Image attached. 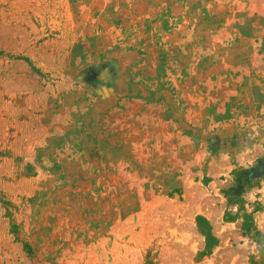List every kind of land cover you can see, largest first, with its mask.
Returning <instances> with one entry per match:
<instances>
[{
  "label": "rangeland",
  "instance_id": "1",
  "mask_svg": "<svg viewBox=\"0 0 264 264\" xmlns=\"http://www.w3.org/2000/svg\"><path fill=\"white\" fill-rule=\"evenodd\" d=\"M262 251L264 0H0V264Z\"/></svg>",
  "mask_w": 264,
  "mask_h": 264
},
{
  "label": "crops",
  "instance_id": "2",
  "mask_svg": "<svg viewBox=\"0 0 264 264\" xmlns=\"http://www.w3.org/2000/svg\"><path fill=\"white\" fill-rule=\"evenodd\" d=\"M205 216L206 215H197L196 218H195V221H196V224H197L199 230L202 227V225H205V224L209 225V221L207 219L208 217L207 216L205 217ZM211 223L212 222H210V225H211ZM203 230H200V231L205 236V246H204V248L206 249V252L208 253V251H210V248L214 247V246H212L213 244L210 241V240H212V235L210 233L206 234ZM202 254L206 255L205 252H203Z\"/></svg>",
  "mask_w": 264,
  "mask_h": 264
},
{
  "label": "trees",
  "instance_id": "3",
  "mask_svg": "<svg viewBox=\"0 0 264 264\" xmlns=\"http://www.w3.org/2000/svg\"><path fill=\"white\" fill-rule=\"evenodd\" d=\"M260 261H264V251H262V259Z\"/></svg>",
  "mask_w": 264,
  "mask_h": 264
}]
</instances>
